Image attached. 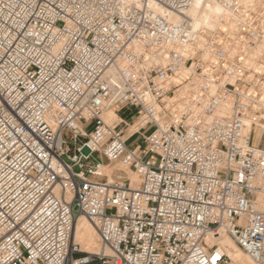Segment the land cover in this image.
Returning a JSON list of instances; mask_svg holds the SVG:
<instances>
[{"label":"built area","instance_id":"built-area-1","mask_svg":"<svg viewBox=\"0 0 264 264\" xmlns=\"http://www.w3.org/2000/svg\"><path fill=\"white\" fill-rule=\"evenodd\" d=\"M196 1L0 0V264H234L222 231L264 264V4L201 33ZM81 214L110 253H80Z\"/></svg>","mask_w":264,"mask_h":264},{"label":"bare ground","instance_id":"bare-ground-1","mask_svg":"<svg viewBox=\"0 0 264 264\" xmlns=\"http://www.w3.org/2000/svg\"><path fill=\"white\" fill-rule=\"evenodd\" d=\"M256 0H197L194 5L188 10V14L193 19V26L196 30L201 31V33L207 32H221V33H231L237 29V18L236 15L232 12L230 6L232 4L247 6L250 3H253ZM261 1V0H260ZM264 4V3H262ZM175 19H178V16H173ZM227 25V26H226ZM247 54L258 56H264V44L256 46L254 49H248ZM249 58V57H248ZM262 58V57H261ZM249 59H252L250 57ZM254 59V58H253ZM258 59V58H257ZM252 62V60H249ZM250 62V63H251ZM255 62H252V64ZM257 63V62H256ZM260 64V63H259ZM258 64V65H259ZM255 65V64H254ZM256 65V66H258ZM181 73H179L180 75ZM106 114V116H105ZM104 116L108 120L116 118L120 121V118L115 113L112 107L106 109ZM264 115L262 114V117ZM107 119H105L107 121ZM108 122V121H107ZM137 125L140 126V123L137 122ZM133 125H131L132 128ZM251 122L248 123L245 134L249 136L251 130ZM257 127L255 131V136L258 137L257 140H260L264 137V126L261 128ZM131 132H134L136 129H131ZM139 128V127H138ZM137 128V129H138ZM102 173H106L108 176V182H116V179L124 180L126 178H131L133 184H139L140 178L135 173L127 171L126 167L120 166L115 168L110 164H102L100 168ZM72 192L67 194V199L72 198ZM73 241L79 244L83 251L88 253H100L105 251L110 253V249L104 248L99 233L96 227L83 215L81 214L73 229ZM206 242L209 247L217 245V253L227 254L233 259L234 264H253V260L237 245V243L230 237V235L225 232H220L219 234L209 233L206 237ZM245 253V254H244ZM258 264V263H255Z\"/></svg>","mask_w":264,"mask_h":264},{"label":"rangeland","instance_id":"rangeland-1","mask_svg":"<svg viewBox=\"0 0 264 264\" xmlns=\"http://www.w3.org/2000/svg\"><path fill=\"white\" fill-rule=\"evenodd\" d=\"M259 2L260 3H264V0H259ZM227 26V25H226ZM247 57H252V59H247L246 61L248 62V64H247V66L248 67H251L250 69H253V68H255V67H258V66H260V65H258L259 63L260 64H262L263 63V66H264V56L262 55H260V57H257V58H254L253 57V55H247ZM262 57V58H261ZM253 58H254V60H253ZM249 60H252V62H255V63H253L252 64V62L251 61H249ZM251 62V63H250ZM257 62V63H256ZM255 64V65H254ZM256 65H258V66H256ZM261 68V67H260ZM263 68V67H262ZM121 114L123 115V117H125L126 119H131V118H133L134 117V114H135V109H126V110H123L122 112H121ZM105 116H106V114H105ZM104 116V117H105ZM105 119H107L106 117H105ZM107 121L109 122V123H111V124H114L115 122H118L119 120L118 119H116V118H113L112 120H108L107 119ZM139 127V125H137V124H135V125H133L132 126V128L131 129H133V128H135V129H137ZM252 129H254V134H255V131H256V129H257V127H255L254 126V128H252ZM251 134H252V130H251ZM252 138H253V141H254V143L255 144H259V145H261L262 147H264V137L262 138V139H260V140H257L258 139V137L257 136H254L253 134H252ZM139 143H142V138L138 135V136H133L132 138H129V140H128V145L130 146V147H134V146H136L137 144H139ZM104 164H110V165H112L111 163H109L108 161H105L104 162ZM112 166H114L115 168H119L121 165L120 164H113ZM126 170L127 171H130V172H133L132 170H130L129 168H127L126 167ZM134 173V172H133ZM104 174V173H103ZM105 176L104 177H102L101 178V180H104V181H107V179H108V176L106 175V173L104 174ZM116 181H122V180H120V179H116ZM227 234V233H226ZM80 253L82 254V255H86V254H88V252H85V251H83L82 250V248H81V251H80ZM245 254V253H244ZM227 255V254H226ZM230 257V256H229ZM231 258V257H230ZM232 259V258H231ZM251 259V258H250ZM233 260V259H232ZM252 260V259H251ZM252 262H254V261H252ZM253 264H255V262L253 263Z\"/></svg>","mask_w":264,"mask_h":264},{"label":"crops","instance_id":"crops-1","mask_svg":"<svg viewBox=\"0 0 264 264\" xmlns=\"http://www.w3.org/2000/svg\"><path fill=\"white\" fill-rule=\"evenodd\" d=\"M118 117L120 118V119H122V120H124V121H127L129 124L132 122V120H133V118H131V119H126L125 117H123V115L121 114V113H118ZM130 128H131V126L129 127V129H127V128H125L124 129V132L126 133V137H129V133H132L131 131H130ZM112 165L114 164V163H111Z\"/></svg>","mask_w":264,"mask_h":264},{"label":"water","instance_id":"water-1","mask_svg":"<svg viewBox=\"0 0 264 264\" xmlns=\"http://www.w3.org/2000/svg\"><path fill=\"white\" fill-rule=\"evenodd\" d=\"M83 152H84L85 154H89L90 149H89L88 147H85V148L83 149Z\"/></svg>","mask_w":264,"mask_h":264}]
</instances>
